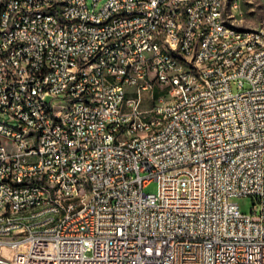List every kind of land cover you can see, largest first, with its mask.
Masks as SVG:
<instances>
[{"label": "built area", "instance_id": "obj_1", "mask_svg": "<svg viewBox=\"0 0 264 264\" xmlns=\"http://www.w3.org/2000/svg\"><path fill=\"white\" fill-rule=\"evenodd\" d=\"M99 1H0V264H264V29Z\"/></svg>", "mask_w": 264, "mask_h": 264}, {"label": "rangeland", "instance_id": "obj_2", "mask_svg": "<svg viewBox=\"0 0 264 264\" xmlns=\"http://www.w3.org/2000/svg\"><path fill=\"white\" fill-rule=\"evenodd\" d=\"M1 1V0H0ZM105 0H100L97 8L102 6ZM88 7H93V0H87ZM236 4V5H235ZM225 14H227L228 22L238 28H261L264 29V0H226ZM236 91V87L233 86ZM161 93L158 86L153 89V96L157 97ZM141 108H148L151 103V93L142 91ZM158 189L156 180L151 181L145 188V192L154 193ZM242 212L249 213L252 209L253 200L249 196L236 197L234 199Z\"/></svg>", "mask_w": 264, "mask_h": 264}]
</instances>
